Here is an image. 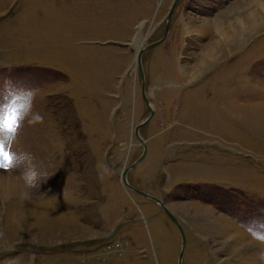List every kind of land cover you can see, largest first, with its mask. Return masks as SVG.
I'll return each mask as SVG.
<instances>
[{"label": "rangeland", "instance_id": "1", "mask_svg": "<svg viewBox=\"0 0 264 264\" xmlns=\"http://www.w3.org/2000/svg\"><path fill=\"white\" fill-rule=\"evenodd\" d=\"M171 2L0 0V91L43 116L0 168V264H176L156 199L181 264H264V0H178L141 79Z\"/></svg>", "mask_w": 264, "mask_h": 264}, {"label": "clouds", "instance_id": "2", "mask_svg": "<svg viewBox=\"0 0 264 264\" xmlns=\"http://www.w3.org/2000/svg\"><path fill=\"white\" fill-rule=\"evenodd\" d=\"M37 91L35 88L12 85L10 81L6 82L5 88L0 91V146L7 152L5 162L10 164L9 169L25 156L19 149H14L22 128L26 124L33 125L43 121V116L32 110ZM10 108L15 109L14 130L5 123V119L12 114ZM20 175L29 187L35 186L40 178L39 172L32 168L22 170Z\"/></svg>", "mask_w": 264, "mask_h": 264}, {"label": "water", "instance_id": "3", "mask_svg": "<svg viewBox=\"0 0 264 264\" xmlns=\"http://www.w3.org/2000/svg\"><path fill=\"white\" fill-rule=\"evenodd\" d=\"M178 0H172L171 4L169 5V8L167 10V13H166V22H165V27H164V31H163V34L162 36L155 40V41H152V42H149L148 44H145L142 49L140 48L139 50H137L136 54H135V65H136V68H137V71L139 73V76L140 78L142 79V70H141V65H140V55L142 53V51L144 49H148V48H151V47H154L158 44L161 43V41L164 39V37L166 36L167 34V31H168V28H167V24H168V20L169 18L171 17L172 15V12H173V8L176 4ZM140 93H141V96L143 98V100L147 103V100H146V97L144 95V92H143V87H142V84L140 85ZM153 114V111L152 109H149V113L148 115L142 119L141 121H139L138 123H136L133 127V135L135 137V139L141 143L142 147H143V151L142 153L140 154V156H138L134 162H138L143 156H144V153H145V143L144 141L141 139V137L138 135V129L140 126H142L143 124H145L152 116ZM132 166V164H129L127 165L126 167L122 168L121 171H120V181L121 183L125 186V187H128L129 189H131L132 191H134L135 193L139 194V195H142V196H145L147 197L148 195L141 192V191H138L137 189L131 187L129 184H127L126 180H125V174L127 172V170ZM159 203V208L164 211L165 215L169 218V220L171 221L172 224L175 225L178 233H179V236H180V247H179V251L177 253V262L176 264H181L180 261H181V257H182V252H183V248L185 246V236H184V233H183V230L181 228V226L179 225V223L177 222V220L175 219V217L164 207V205L161 203V202H158ZM143 219V217L141 218V220Z\"/></svg>", "mask_w": 264, "mask_h": 264}, {"label": "bare ground", "instance_id": "4", "mask_svg": "<svg viewBox=\"0 0 264 264\" xmlns=\"http://www.w3.org/2000/svg\"><path fill=\"white\" fill-rule=\"evenodd\" d=\"M214 29L215 31L217 32L218 35H221V33L219 32V29H218V22H216V25L214 26ZM223 33V32H222ZM219 41V40H218ZM227 45V44H226ZM229 49V47H228ZM230 50V49H229ZM230 52V51H229ZM203 62V60H202ZM149 106L151 107V104L149 102ZM146 149V147H145ZM142 159V158H141ZM140 159V160H141ZM139 160V161H140ZM22 166V165H21ZM12 174V173H11ZM14 174V173H13ZM18 175V174H17ZM10 180V178H8V174L7 173H4L3 171H1V174H0V198H4L8 196V191H7V181ZM12 180V179H11ZM18 180V179H17ZM14 181V180H13ZM17 183V182H16ZM10 184V183H9ZM13 185V184H12ZM10 186V185H9ZM14 187V186H13ZM17 188V187H16ZM30 188H33V187H29ZM11 190V189H10ZM14 190V189H13ZM23 190L25 192H27V188L23 186ZM15 192V191H14ZM17 192V191H16ZM22 193V192H21ZM20 194V193H19ZM25 194V193H24ZM28 194V193H27ZM149 196V195H148ZM9 198V197H8ZM13 198V197H11ZM19 198V197H18ZM8 200V199H7ZM157 202H160L161 200L160 199H156ZM180 225V224H179ZM181 263V261H180Z\"/></svg>", "mask_w": 264, "mask_h": 264}, {"label": "snow or ice", "instance_id": "5", "mask_svg": "<svg viewBox=\"0 0 264 264\" xmlns=\"http://www.w3.org/2000/svg\"><path fill=\"white\" fill-rule=\"evenodd\" d=\"M9 111L12 114L5 119V123H8L10 129L11 130H14V125H15V109L14 108H10ZM6 155H7V152L3 149L2 146H0V168H5L6 169V168H9L10 167V164L5 162V156Z\"/></svg>", "mask_w": 264, "mask_h": 264}]
</instances>
